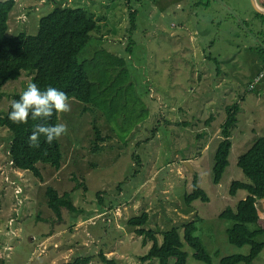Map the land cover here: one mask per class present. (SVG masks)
<instances>
[{
    "label": "rangeland",
    "instance_id": "obj_1",
    "mask_svg": "<svg viewBox=\"0 0 264 264\" xmlns=\"http://www.w3.org/2000/svg\"><path fill=\"white\" fill-rule=\"evenodd\" d=\"M132 1L138 10V27L132 34V58L126 55L133 72L128 83L131 95L148 112L129 129L128 144H122L103 116L94 118L95 114L82 112L77 102L68 100L69 111L60 113V123L67 126L59 137L64 161L59 170L39 163L43 180L31 171L9 166L10 132L0 126V223L4 229L0 264H63L85 254L95 256L89 264H104L97 256L100 250L124 264H158L157 259H140L148 246H142V238L127 226L129 218L143 212L150 214L146 227L160 230L197 219L195 235L212 264L250 252L249 245L239 247L228 241L231 222L219 214L247 195L240 190L230 196L229 185L233 178L242 179L238 156L264 135V78L256 82L254 92L248 90L264 65L259 53L264 47V21L255 17L258 1ZM59 4L83 7L98 22L92 34L101 39H91L80 59L100 47L121 53L127 46L130 19L125 0H16L9 33L35 34L40 17ZM30 78L24 72L0 90V112L7 110L15 92L23 91ZM237 100L242 110L233 130L230 166L216 185L211 177L213 152L226 117L225 106ZM210 115L213 119L208 124ZM94 119L103 136H111L100 153L92 151ZM195 179L209 201L198 199L188 205L183 194L192 190ZM48 186L61 193L79 186L72 194L80 210L65 209L62 221L37 219L38 214L46 219L53 214L46 204ZM21 204L16 229H9L10 216ZM258 208L264 225V199L258 200ZM107 215L112 222L105 225ZM184 250L187 264H207L194 257L189 245ZM174 262L172 258L170 264ZM252 264H264V249Z\"/></svg>",
    "mask_w": 264,
    "mask_h": 264
},
{
    "label": "trees",
    "instance_id": "obj_2",
    "mask_svg": "<svg viewBox=\"0 0 264 264\" xmlns=\"http://www.w3.org/2000/svg\"><path fill=\"white\" fill-rule=\"evenodd\" d=\"M125 1L129 7L130 19V36L125 49L121 53H115L108 46L100 47L89 57L80 59L79 54L91 39L95 42L101 39L96 40L92 34L99 28L98 22L85 8L55 5L40 17L35 34H29L27 31L10 34L9 19L16 6V0H0V90L7 83L18 80L24 72H28L31 74L29 82H35L42 89L47 86L56 87L66 93L68 100L77 102L82 107V112H91L95 114L94 118L97 115L103 116L114 134L120 137L121 143L128 144L126 136L129 129L144 119L148 109L144 103L131 95V84L128 83L133 72L129 68L126 55L132 58L134 53L135 41L132 34L138 27V10L134 8L132 0ZM255 17L264 21V13L258 10ZM259 53L264 62V47L260 48ZM215 70L219 75L220 68ZM263 78L264 65L249 84L248 90L254 92L256 82ZM20 92H15L12 99H18ZM138 103L144 106L138 108ZM9 110L8 106L6 111L0 112V126L10 132L9 166L15 168L14 170L31 171L40 180L44 179L41 163L59 170L64 161L59 138L49 145L41 136L40 146L37 148L30 146L28 136L36 123H60L61 112H54L46 121L29 119L27 123L17 124L8 119ZM241 110L240 100L225 106L226 117L220 126L211 167L212 182L216 185L221 184L230 166L233 130L238 125V114ZM119 118H122L120 122ZM212 119L213 115H210L207 123H211ZM93 128L95 138L92 151L100 153L105 148L103 143L111 136H103V130L95 119ZM236 166L242 179L231 180L229 194L235 197L240 190H244L247 195L237 201L235 206H227L219 214V218L231 222V226L226 230L231 244L239 247L249 245L251 249L248 254L225 256L221 259V264H252L264 249V225L261 223L258 208V200L264 199V135L256 137L238 156ZM77 188L61 193L57 188L48 186L45 189L46 204L53 214L48 219L38 214L37 219L45 222L62 221L65 209L78 212L80 209L76 206L72 194ZM183 197L188 205L198 199L209 201L207 191L196 179L192 190L185 191ZM16 198L18 201L17 196ZM22 206L23 204L19 205L18 210H13L10 216L13 223L9 225V229H16L13 226L19 220ZM149 219L150 214L143 212L127 220L129 229L142 238V246H148L147 252L140 255L142 261L157 259L158 264H170V260L174 258V264H187L188 254L184 250V245L187 244L194 249V257L197 260L212 264L211 255L202 240L195 235L197 219L185 222L183 227L172 226L165 230L147 228ZM111 222V217L107 215L103 223L108 225ZM97 256L104 264H124L116 258L108 257L103 250H100ZM94 257L93 254L76 255L63 264H89Z\"/></svg>",
    "mask_w": 264,
    "mask_h": 264
},
{
    "label": "clouds",
    "instance_id": "obj_3",
    "mask_svg": "<svg viewBox=\"0 0 264 264\" xmlns=\"http://www.w3.org/2000/svg\"><path fill=\"white\" fill-rule=\"evenodd\" d=\"M69 107L64 91L53 86L42 89L35 82H28L25 89L19 93V98L11 100L7 117L17 124L27 123L29 119L46 121L54 112H67ZM66 131L67 126L64 123H36L28 136V141L30 146L38 148L39 138L43 136L44 142L50 145Z\"/></svg>",
    "mask_w": 264,
    "mask_h": 264
},
{
    "label": "crops",
    "instance_id": "obj_4",
    "mask_svg": "<svg viewBox=\"0 0 264 264\" xmlns=\"http://www.w3.org/2000/svg\"><path fill=\"white\" fill-rule=\"evenodd\" d=\"M255 1V0H254ZM256 1H258V6L262 9V10H264V0H256ZM255 5V4H254ZM1 217V216H0ZM2 230H4V229H2L1 228V223H0V232H2Z\"/></svg>",
    "mask_w": 264,
    "mask_h": 264
},
{
    "label": "water",
    "instance_id": "obj_5",
    "mask_svg": "<svg viewBox=\"0 0 264 264\" xmlns=\"http://www.w3.org/2000/svg\"><path fill=\"white\" fill-rule=\"evenodd\" d=\"M253 2L255 3V1H254V0H253ZM256 8H257V10H258V11H260V12L264 13V10H262V9L258 8L257 6H256Z\"/></svg>",
    "mask_w": 264,
    "mask_h": 264
},
{
    "label": "built area",
    "instance_id": "obj_6",
    "mask_svg": "<svg viewBox=\"0 0 264 264\" xmlns=\"http://www.w3.org/2000/svg\"><path fill=\"white\" fill-rule=\"evenodd\" d=\"M13 223V219H11V222H10V224H12Z\"/></svg>",
    "mask_w": 264,
    "mask_h": 264
}]
</instances>
